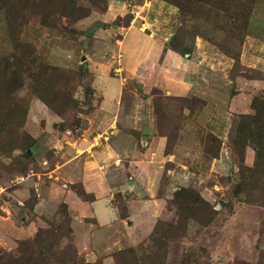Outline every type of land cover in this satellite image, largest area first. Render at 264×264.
Returning a JSON list of instances; mask_svg holds the SVG:
<instances>
[{"label":"rangeland","instance_id":"374dc122","mask_svg":"<svg viewBox=\"0 0 264 264\" xmlns=\"http://www.w3.org/2000/svg\"><path fill=\"white\" fill-rule=\"evenodd\" d=\"M134 30L189 54L163 69ZM255 80L264 0H0V264H264ZM110 184L156 212L93 241L68 205Z\"/></svg>","mask_w":264,"mask_h":264},{"label":"crops","instance_id":"0c3cea01","mask_svg":"<svg viewBox=\"0 0 264 264\" xmlns=\"http://www.w3.org/2000/svg\"><path fill=\"white\" fill-rule=\"evenodd\" d=\"M133 32H135L136 34H134V35H133V33L131 34L132 36H134V38H132V41L134 39H139L143 42L144 45L149 47V49H147V55H149V52L150 53L152 52L153 47H155L158 50V55L160 56V59L158 62L161 63L158 66H161L163 69L170 66L173 62H177V61H180V59H182L181 57H179L174 52H172L168 49H165L164 45H162L160 42L155 41L154 39H152L151 37H149L145 34L141 35L142 32H140L138 30L137 31L134 30ZM247 39L257 40V39H253V38H247ZM242 60H243V58H242ZM243 66H245V65H243ZM245 67H247V65ZM247 68H251V67L248 66ZM170 76H172V74H170ZM261 81H262V83H261ZM250 82H254V84H256L253 87L256 88V90H258V91L260 90L259 88H264V87H261V85L264 82L263 80H255V81H250ZM171 84H175V83H171ZM171 84H167L166 88L168 90H172L174 92L173 94H184L185 92H187L185 90L190 88V85L187 83H183L184 87H181V88H177V87L174 88V85H171ZM254 94H257V93H254ZM254 94H252L250 97H248L246 99L247 108L249 107V104L252 101L251 99H253ZM111 105H112L111 102H107L106 100H104L102 102V105L100 106V108H101L100 111L103 112L105 116H110V113H112L111 115H114L115 113H113V112L117 111V108L115 106L112 105V109L107 110L109 107H111ZM114 105H116V104H114ZM154 140L157 143L156 145H159L158 151H159V153H161L162 148L164 147V143L162 142L163 141L162 138L157 137ZM159 153H158V155L160 156ZM140 180H141L140 181L141 183L142 182L146 183V180H145V182L142 179H140ZM114 189L117 190L116 192H123V189H120L119 186H115V185L110 184V187H108V189H107L106 196H102V197L96 196V198L94 199L93 202H90V203L82 202L76 196H74V198L71 199L75 206L69 202L68 208L70 209L71 207H73L71 209H75L76 216H74V214L72 215V221L74 223H80L81 224V233H82L81 235L82 236L85 233V230L87 229L86 231L93 233V235H92L93 239H94L93 241H95V240L98 241L103 236H105L107 234L106 232L110 231L109 228H113L110 226H115V224H118V226H121L119 228V231L117 234L119 236L121 234V229L124 228V229H126V231L129 230L124 225H126V224L130 225L132 219L139 218L140 222L143 226V224L147 225V223L153 218L152 216L156 212L155 211L156 210V207H155L156 203H153V201H150L148 203L145 202L146 204L144 202H142V203H138L137 205H131V201H129L128 202L127 216L120 217V214H118L117 210L112 206L111 197L109 195L110 193L113 194L112 190H114ZM136 211L139 213L138 215L136 214ZM138 216H140V217H138ZM89 218L91 219L92 223H89V220H88ZM118 219H119V222L116 223ZM115 230H116V228H115ZM100 232L104 233V234L100 235L101 234Z\"/></svg>","mask_w":264,"mask_h":264},{"label":"trees","instance_id":"16d2710c","mask_svg":"<svg viewBox=\"0 0 264 264\" xmlns=\"http://www.w3.org/2000/svg\"><path fill=\"white\" fill-rule=\"evenodd\" d=\"M169 49H171L172 52L174 51L177 54H180L181 56L189 54V51L187 49H185V48H182V45H181V48H180V47L175 46L173 43H171V44L169 43ZM253 100H254V97H253V99L251 101V105H253ZM74 191H75L77 197L82 199L83 201H85V202H87V201L93 202L94 201V197H92V196L89 197L88 194H86L84 191L78 190L75 187H74ZM120 217H125V216H120Z\"/></svg>","mask_w":264,"mask_h":264}]
</instances>
